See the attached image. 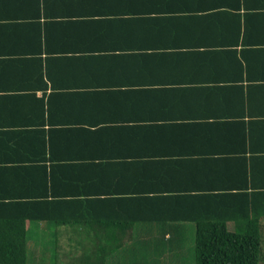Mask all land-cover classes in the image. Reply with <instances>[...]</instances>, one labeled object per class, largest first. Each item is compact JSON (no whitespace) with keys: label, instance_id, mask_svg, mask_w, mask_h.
I'll return each mask as SVG.
<instances>
[{"label":"crops","instance_id":"0c3cea01","mask_svg":"<svg viewBox=\"0 0 264 264\" xmlns=\"http://www.w3.org/2000/svg\"><path fill=\"white\" fill-rule=\"evenodd\" d=\"M37 128L45 147L14 143ZM130 179L264 192V0H0V197L106 211L135 197ZM176 225L133 226L119 264H170L156 235L190 223ZM34 226L86 248L121 239Z\"/></svg>","mask_w":264,"mask_h":264},{"label":"trees","instance_id":"16d2710c","mask_svg":"<svg viewBox=\"0 0 264 264\" xmlns=\"http://www.w3.org/2000/svg\"><path fill=\"white\" fill-rule=\"evenodd\" d=\"M36 131V134L28 138H13L14 143L16 145L41 144L45 147L46 132L39 128ZM130 180L133 185L136 183L142 185L134 193H126L135 197L127 198L124 202L125 206H110L111 209L106 211L102 208L104 206L94 204L100 200L47 199L48 193H45V197L41 199H30L18 195L1 196L0 264H28V257L32 264H70V262L109 264L112 258L120 262L123 257L115 252H119L121 246L131 244L134 237L133 226L144 223L193 224L195 264H260L264 262V231H261L260 226V219L264 216V192L237 190L234 189L235 186L228 184L218 186H183L179 182L177 184V181L183 179ZM103 193L121 194L116 191ZM67 194L72 193L65 192L62 195ZM28 222H33V226L34 224H55L65 227L91 226L93 223H98L101 226L116 228L113 233L105 231L104 234H111L121 239L114 247H100L97 244H94V247H85L83 248L85 253L82 252L81 255L63 254L58 249L52 257H49L42 253L43 248L40 247L41 250L35 258L29 251V245L27 246V237L30 232ZM228 222L235 224L234 231L228 230ZM177 229L173 228V230ZM168 231V233L157 231L156 246L160 244L162 246V243L171 246L174 252L169 253L170 264H185L186 254L183 256L182 251H187L182 246L183 237L179 235L180 231H172V227ZM97 235L99 233H95V237ZM166 235L171 237L172 240L169 239L171 242H165ZM182 247L183 249L179 250ZM128 250L125 249V253ZM153 260L162 264L159 258Z\"/></svg>","mask_w":264,"mask_h":264},{"label":"rangeland","instance_id":"374dc122","mask_svg":"<svg viewBox=\"0 0 264 264\" xmlns=\"http://www.w3.org/2000/svg\"><path fill=\"white\" fill-rule=\"evenodd\" d=\"M30 225L29 227V234L27 237V246L29 245V251L35 256V258L38 256L39 250H41L40 247L43 248L42 253L49 255V257H52L53 254H55L56 250L60 249L63 254L67 255H81L82 252H84L85 247H80L81 244L76 242L74 239H68L62 241H56V240H39V231L33 226V222H28ZM233 225L230 224V228H232ZM179 235L183 237L182 239V246L186 248L185 252L186 254V260L185 264H195V252H194V236H195V228L193 224H190L184 231H180ZM45 237V236H44ZM263 242H264V232H263ZM85 253V252H84ZM48 257V256H47ZM75 262H70V264H73ZM28 264L30 263L29 257H28ZM38 264V263H37ZM109 264H119V261L117 259L112 258L111 262ZM260 264H264V262H260Z\"/></svg>","mask_w":264,"mask_h":264}]
</instances>
